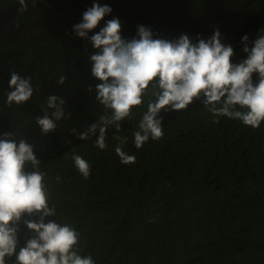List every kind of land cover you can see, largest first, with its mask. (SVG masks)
I'll list each match as a JSON object with an SVG mask.
<instances>
[{"label":"trees","instance_id":"1","mask_svg":"<svg viewBox=\"0 0 264 264\" xmlns=\"http://www.w3.org/2000/svg\"><path fill=\"white\" fill-rule=\"evenodd\" d=\"M26 3L27 11L19 12V0H0V135L14 132L34 145L51 184L54 219L81 234V254L91 255L95 264H264V122L253 129L214 117L194 102L166 114L163 137L139 149L134 133L146 108L134 110L138 114L122 122L119 132L109 129L105 150L96 147L95 136L81 141L78 134L105 110L95 98L93 49L73 31L82 14L99 3L112 12L89 36L113 17L125 39L136 36L138 25L160 38L185 34L193 40L208 39L219 28L238 63L246 58L243 36L251 41L264 33V0ZM11 72L31 77L34 94L22 106L6 102ZM49 95L63 98L70 116L43 135L36 118L44 114ZM118 146L135 162L122 163ZM73 154L89 162V178L80 175Z\"/></svg>","mask_w":264,"mask_h":264},{"label":"clouds","instance_id":"2","mask_svg":"<svg viewBox=\"0 0 264 264\" xmlns=\"http://www.w3.org/2000/svg\"><path fill=\"white\" fill-rule=\"evenodd\" d=\"M42 0H32L33 7ZM19 12L27 11L26 0H19ZM108 5L93 3L73 26L76 37L93 49L89 53L96 101L103 115L78 134L81 141L96 137V147L107 148L106 133L121 130L122 122L132 120L137 109H145L134 143L141 148L150 139L163 137V121L169 112L185 110L201 103L214 117L225 116L258 129L264 122V33L250 41L241 40L244 59L233 63L234 49L223 43L219 28L204 39L195 40L181 34L176 39L160 38L152 29L137 26V34L125 39L119 18L113 17L97 29L110 15ZM61 76L58 84L63 85ZM7 104L22 106L34 94L31 77L10 73ZM89 93L93 87L87 89ZM66 101L49 95L46 110L36 118L43 135L56 130L57 122L68 118ZM50 110V112H49ZM75 133L76 130L73 129ZM119 139V138H118ZM126 138L121 140V144ZM121 162L131 164L135 156L118 146ZM74 166L85 179L91 167L81 155L73 154ZM41 160L34 145L14 132L0 135V264H95L91 255H82L81 234L68 223H59L51 184L41 170ZM61 177L57 175L55 182Z\"/></svg>","mask_w":264,"mask_h":264}]
</instances>
